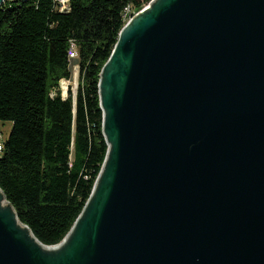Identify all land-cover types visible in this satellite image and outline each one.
Segmentation results:
<instances>
[{
  "label": "water",
  "instance_id": "1",
  "mask_svg": "<svg viewBox=\"0 0 264 264\" xmlns=\"http://www.w3.org/2000/svg\"><path fill=\"white\" fill-rule=\"evenodd\" d=\"M98 87L80 215L47 246L0 192V264H264V0H151Z\"/></svg>",
  "mask_w": 264,
  "mask_h": 264
},
{
  "label": "trees",
  "instance_id": "2",
  "mask_svg": "<svg viewBox=\"0 0 264 264\" xmlns=\"http://www.w3.org/2000/svg\"><path fill=\"white\" fill-rule=\"evenodd\" d=\"M151 0H11L0 5V190L19 221L59 244L89 198L105 160L99 79L124 12ZM74 44L77 56L70 59ZM78 68L76 91L60 82Z\"/></svg>",
  "mask_w": 264,
  "mask_h": 264
},
{
  "label": "rangeland",
  "instance_id": "3",
  "mask_svg": "<svg viewBox=\"0 0 264 264\" xmlns=\"http://www.w3.org/2000/svg\"><path fill=\"white\" fill-rule=\"evenodd\" d=\"M136 12H133L135 14ZM72 77L70 80H62L60 87L64 94L67 93L68 89H71L73 92L76 91L78 85V68L76 64L71 65ZM12 124L10 121H0V142H3L8 137Z\"/></svg>",
  "mask_w": 264,
  "mask_h": 264
},
{
  "label": "built area",
  "instance_id": "4",
  "mask_svg": "<svg viewBox=\"0 0 264 264\" xmlns=\"http://www.w3.org/2000/svg\"><path fill=\"white\" fill-rule=\"evenodd\" d=\"M7 1H11V0H7ZM56 1L58 2L61 11L67 10V8H68V1L69 0H56ZM132 15H134V14L132 12H130V9L129 8H126V10L124 12V18L126 19V22L128 21V19ZM68 56H69L70 59L76 58L77 52L75 50L74 44H72L70 46V48L68 50ZM60 84H61V82H60ZM62 93H63V91H62ZM63 95H65V94L63 93ZM1 150H2V142H0V152H1Z\"/></svg>",
  "mask_w": 264,
  "mask_h": 264
},
{
  "label": "bare ground",
  "instance_id": "5",
  "mask_svg": "<svg viewBox=\"0 0 264 264\" xmlns=\"http://www.w3.org/2000/svg\"><path fill=\"white\" fill-rule=\"evenodd\" d=\"M1 192V191H0ZM4 198V197H3ZM5 200V199H4ZM17 219V218H16ZM18 220V219H17ZM19 222V221H18ZM31 233V232H30ZM33 236V235H32ZM37 241V240H36Z\"/></svg>",
  "mask_w": 264,
  "mask_h": 264
}]
</instances>
